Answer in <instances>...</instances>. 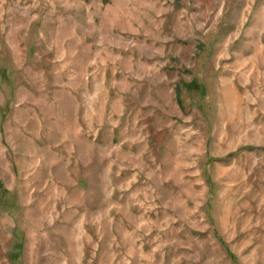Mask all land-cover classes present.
Masks as SVG:
<instances>
[{"label":"rangeland","instance_id":"1","mask_svg":"<svg viewBox=\"0 0 264 264\" xmlns=\"http://www.w3.org/2000/svg\"><path fill=\"white\" fill-rule=\"evenodd\" d=\"M0 264H264V0H0Z\"/></svg>","mask_w":264,"mask_h":264}]
</instances>
